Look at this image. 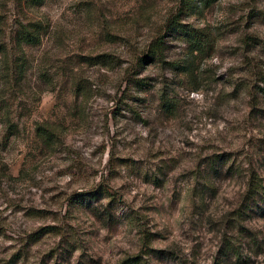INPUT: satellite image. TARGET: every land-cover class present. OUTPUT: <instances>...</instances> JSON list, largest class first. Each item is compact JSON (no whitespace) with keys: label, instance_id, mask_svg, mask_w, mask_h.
Wrapping results in <instances>:
<instances>
[{"label":"rangeland","instance_id":"374dc122","mask_svg":"<svg viewBox=\"0 0 264 264\" xmlns=\"http://www.w3.org/2000/svg\"><path fill=\"white\" fill-rule=\"evenodd\" d=\"M37 21L27 79L0 75V264H264V0H0L11 54Z\"/></svg>","mask_w":264,"mask_h":264},{"label":"trees","instance_id":"16d2710c","mask_svg":"<svg viewBox=\"0 0 264 264\" xmlns=\"http://www.w3.org/2000/svg\"><path fill=\"white\" fill-rule=\"evenodd\" d=\"M40 1V0H38ZM208 1V0H204ZM50 26L44 25L42 22H29L27 24L19 22V27L15 31L14 40H16V44L20 46V50H18L15 54H11L9 46L7 45V36L6 32L3 28H0V75L4 79V86L9 90H16L20 86L21 81L27 79V73L30 67V62L34 61L29 58L26 47H36L40 46L43 42L44 36H47L49 33ZM207 44V40L205 37L197 38L194 41H190L188 51V58L193 56L197 58L198 53H202ZM197 53V54H196ZM196 54V56H194ZM163 41L162 36L153 39L149 44H146L143 48L142 54L137 58L138 62L146 63V62H159L163 61ZM199 58V57H198ZM86 62L97 64L100 63L105 67H113V65L122 64L124 60L122 58L117 57L111 53H101L95 56L89 55L84 58ZM184 62V61H183ZM33 67V66H32ZM13 70V72H12ZM186 73H189L192 77H194L195 69L191 68L190 65L184 69ZM47 75V74H46ZM148 78L140 77L136 81V85L141 89H147L149 84L147 82ZM260 82H264V76L259 79ZM14 84V85H13ZM198 87H192L193 91L198 90ZM77 94L80 91H83V88L80 85H77L75 88ZM264 91V88H263ZM16 92V91H15ZM18 93V91H17ZM15 94H11L9 97H5L4 91L0 94V126L4 128V140L5 145L10 142V139L13 137L19 136L21 132L20 124L16 121H13L11 118V110L12 102L11 99L17 98L18 96ZM8 101V102H7ZM21 100L20 103H17V106L21 109L26 108L23 106L24 103ZM170 104V103H169ZM164 106L168 108V104L164 103ZM168 110H173V106H170ZM40 135L43 137L44 141L48 145L55 144V131L49 128L39 129ZM250 190L258 187L256 183H253V179L251 178L249 181ZM256 186V187H255ZM257 191V190H255Z\"/></svg>","mask_w":264,"mask_h":264}]
</instances>
